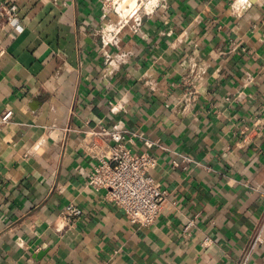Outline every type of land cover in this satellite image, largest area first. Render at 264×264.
<instances>
[{
    "label": "crops",
    "instance_id": "crops-1",
    "mask_svg": "<svg viewBox=\"0 0 264 264\" xmlns=\"http://www.w3.org/2000/svg\"><path fill=\"white\" fill-rule=\"evenodd\" d=\"M8 3L0 264H239L264 223V0ZM99 125L143 135L125 136L133 152L144 137L165 147L151 173L170 196L152 225L90 187ZM70 203L83 215L64 216ZM250 264H264V230Z\"/></svg>",
    "mask_w": 264,
    "mask_h": 264
},
{
    "label": "built area",
    "instance_id": "built-area-1",
    "mask_svg": "<svg viewBox=\"0 0 264 264\" xmlns=\"http://www.w3.org/2000/svg\"><path fill=\"white\" fill-rule=\"evenodd\" d=\"M0 16L8 24L18 21L19 7L16 3H8L0 8ZM105 43H112L113 38L103 35ZM5 48L0 43V57ZM106 60L112 56L108 51L104 52ZM13 117V111L7 110L1 117L0 123H7ZM86 136L91 139L88 151L97 160L90 177L89 185L94 190L105 189L106 199L124 210L131 223L140 227L152 225L161 213L162 207L169 199L170 191L163 187L162 183L151 173L158 165V155L152 151L154 148H165L159 141L144 137V144L150 150L133 152L125 144V136L129 135L133 141L137 137L143 138L136 132L127 129H112L105 125H99L86 131ZM193 162L190 157L182 159L173 158V165ZM254 189L261 192L258 187ZM67 217L83 215V209L75 203H70L62 210ZM191 219L185 227V231L194 225ZM264 223L255 234L254 240L244 254L239 264H250V259L258 244L263 241ZM212 239L206 237L205 243L210 244Z\"/></svg>",
    "mask_w": 264,
    "mask_h": 264
},
{
    "label": "rangeland",
    "instance_id": "rangeland-1",
    "mask_svg": "<svg viewBox=\"0 0 264 264\" xmlns=\"http://www.w3.org/2000/svg\"><path fill=\"white\" fill-rule=\"evenodd\" d=\"M147 0H120V6H119V9L120 11L122 12V10H125L126 7L129 5V4H135L137 6H139L141 4V2H146ZM110 2V1H109ZM118 9V10H119ZM126 18V16H124Z\"/></svg>",
    "mask_w": 264,
    "mask_h": 264
},
{
    "label": "bare ground",
    "instance_id": "bare-ground-1",
    "mask_svg": "<svg viewBox=\"0 0 264 264\" xmlns=\"http://www.w3.org/2000/svg\"><path fill=\"white\" fill-rule=\"evenodd\" d=\"M119 7V6H118Z\"/></svg>",
    "mask_w": 264,
    "mask_h": 264
}]
</instances>
